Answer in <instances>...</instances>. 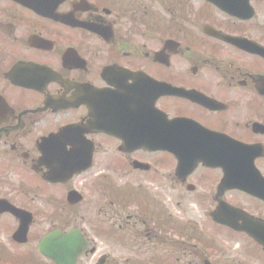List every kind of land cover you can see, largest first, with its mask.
<instances>
[{"label": "flooded vegetation", "instance_id": "af4514ba", "mask_svg": "<svg viewBox=\"0 0 264 264\" xmlns=\"http://www.w3.org/2000/svg\"><path fill=\"white\" fill-rule=\"evenodd\" d=\"M43 5L0 0V264H171L159 216L119 221L121 196L166 182L232 224L177 242L174 264H264V0ZM65 127V150L91 153L71 177L41 162ZM133 229L142 263L116 250Z\"/></svg>", "mask_w": 264, "mask_h": 264}, {"label": "rangeland", "instance_id": "374dc122", "mask_svg": "<svg viewBox=\"0 0 264 264\" xmlns=\"http://www.w3.org/2000/svg\"><path fill=\"white\" fill-rule=\"evenodd\" d=\"M154 164V163H153ZM155 169H157V166L154 164ZM152 172V170L150 171ZM94 176V175H93ZM92 177L89 178V180H91ZM166 184V190L164 191V185L160 184L159 186L154 185L153 188L154 190L157 192V196H158V203L159 206H165V209L167 210V214L168 216L166 217L165 220V233H162V235H159V240H161V242L163 243V248H164V252L166 254V257L172 260V251H173V255H177V253L179 252V245H177V249L172 250L173 247V241H177L181 238V237H185V235L188 233L193 234V236L191 238H193L190 241H203L202 238H204L205 233L208 235H212L214 233V231L212 229H208L209 227V223L207 221H203V219L201 218H193L191 216H188V218H191V222L192 223H186L185 225H182L181 227H175L176 225V218L175 215L180 217L181 219H183L184 221H187L185 219V217L183 216V212L182 215H179L178 212L180 211L178 205H177V201L175 199H173L170 196V192H172L170 189H176L175 186L169 184V183H165ZM169 188V190H168ZM164 192V193H163ZM177 190L173 191L172 194L176 193ZM165 194V195H164ZM190 199H188L189 201H195L198 199V197L200 199H202L201 201H199V204H204L206 205L207 200H203V198H201L200 196H193L192 194L190 195ZM123 197V202L122 205L126 206L125 209L123 210V212L121 214H119V221H120V217H124V213L129 214L130 217V221L132 222L133 220L137 219L138 221H140L142 223V221L145 218V212L144 209L139 207V198L137 196H121ZM91 198H95L93 196H91ZM148 196H144V199H147ZM162 203V204H160ZM198 205V204H196ZM203 205V206H204ZM159 208V207H158ZM116 214H110L108 218L111 219V222L115 223V219H116ZM190 221V220H188ZM121 222V221H120ZM71 224H74V222H71ZM146 231V230H145ZM187 231V232H185ZM133 232L136 234H141V236H139L138 238H135L137 240V242L134 244V248L133 249H129V248H125V249H116L118 251V255L120 256H126V255H136V253L141 252L144 255V247L142 246V242L146 241V232L141 231V230H137V229H133ZM127 240H133L134 237L126 238ZM200 239V240H199ZM135 242V240H134Z\"/></svg>", "mask_w": 264, "mask_h": 264}]
</instances>
